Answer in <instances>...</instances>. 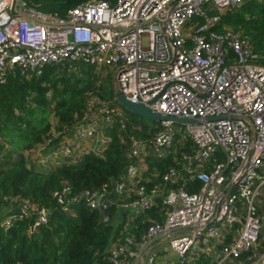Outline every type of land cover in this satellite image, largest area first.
Listing matches in <instances>:
<instances>
[{
    "label": "built area",
    "instance_id": "2783aa9c",
    "mask_svg": "<svg viewBox=\"0 0 264 264\" xmlns=\"http://www.w3.org/2000/svg\"><path fill=\"white\" fill-rule=\"evenodd\" d=\"M245 1L120 0L113 6L100 0L60 17L32 8L27 0H0V87L14 72L26 76L53 65L114 68L115 91L129 101L156 114L196 122L184 124L185 129L162 123L147 143L131 138V164L114 189L105 186L96 193L72 196L67 187L56 196L65 212L84 203L107 215L115 199L134 194L136 201L126 207L139 212L163 198L170 208L165 219L149 226L138 249L115 246L114 264L128 263L120 260L124 253L131 264H139L158 238H164L177 255L176 264H190L203 249L217 247L214 264L243 255L252 264H264V255L256 252L264 229L256 204L264 187V66L254 62L255 53L246 41L231 32L214 33L220 18L210 17L204 9L209 5L222 13L240 8ZM124 114L110 110L102 118L108 124ZM98 126L96 117L86 118L78 127L80 139L98 135ZM100 135L102 144L109 143L104 133ZM180 141L196 148L189 159L194 167L190 165L187 173L201 184L200 191H169V184L180 177L175 168L163 176L165 186L150 192L140 187L146 182L143 175L149 169L146 159L151 150L165 157ZM39 148L46 152L45 145ZM56 148L46 155L67 159L74 154L67 141ZM217 155L223 161L214 164ZM27 210L22 206L3 226L12 228L27 217ZM50 215L47 209L39 210L36 226L48 224ZM109 218L105 215L104 222ZM228 236L232 238L225 244ZM126 242L133 244L131 238Z\"/></svg>",
    "mask_w": 264,
    "mask_h": 264
},
{
    "label": "trees",
    "instance_id": "16d2710c",
    "mask_svg": "<svg viewBox=\"0 0 264 264\" xmlns=\"http://www.w3.org/2000/svg\"><path fill=\"white\" fill-rule=\"evenodd\" d=\"M92 1L100 0H27L32 8L60 17ZM103 1L114 6L120 0ZM209 13L210 17L220 18L214 33L232 32L246 41L255 53L254 62L264 66V0H246L234 11L218 13L211 9ZM92 100L98 102L93 110ZM107 109L123 111V119L115 118L106 124L102 115ZM96 111L101 116L96 117L98 128L110 139L109 143L102 144L96 135L91 138L96 147L83 151L76 160L67 158L50 168L37 164L35 151L31 150L39 151V146L45 145L48 152L60 146L76 132L79 134L78 127L90 118V112ZM147 125L146 119L126 112L115 101L113 81L107 71L99 73L90 64L53 65L26 76L12 73L6 85L0 87V264H114L112 254L118 244L128 250L138 249L149 226L163 221L170 210L163 198L158 197L151 209L139 212L126 207L136 201L134 194L115 199L108 211L109 222H104L107 214L91 210L84 203L65 212L56 196L67 187L72 196L96 193L105 186L114 189L131 164V138L147 143L161 129V124L153 130ZM173 151L159 157L151 150L146 161L150 173L158 175L157 181L141 183L140 187L146 186L150 192L156 186H165L163 176L175 168L180 177L173 186L169 184V191H200L201 184L187 173L190 165L194 167L189 159L196 154L195 146L187 142ZM214 161L216 164L223 158L217 155ZM263 189L256 204L258 215L264 219ZM22 206L28 209L27 217L6 229L5 219L18 214ZM42 209L50 211V221L38 227L37 215ZM127 238L133 244H128ZM231 238L228 236L225 244ZM256 252L264 255V229ZM120 260L132 263L128 253ZM190 264L212 263L207 254H201ZM227 264L252 263L243 255Z\"/></svg>",
    "mask_w": 264,
    "mask_h": 264
},
{
    "label": "crops",
    "instance_id": "0c3cea01",
    "mask_svg": "<svg viewBox=\"0 0 264 264\" xmlns=\"http://www.w3.org/2000/svg\"><path fill=\"white\" fill-rule=\"evenodd\" d=\"M197 23L198 22H196V24ZM95 68H97V67H95ZM103 68H100V69H103ZM97 69H99V68H97ZM113 70L115 71V73L117 72L116 69L113 68ZM115 80H116V74H115V77L113 80L114 81L113 87H114V92H117V91H115ZM179 126L180 125H178V127ZM78 136H79V134L76 132L73 137L65 139V142L67 141L74 148V154L71 157L72 160H76L75 158L78 155H80L83 151H87L90 148L96 147V142L92 143V146L89 147L86 142H84L80 139H78V140L73 139V138H77ZM48 153H54V151L50 150V151H48ZM40 155L41 154L36 155L37 158H39ZM45 156H46V153L43 154V157H45ZM48 158L49 157H46L44 159V163L46 162V160ZM65 160L66 159H64V158H60L58 160V162L55 164V166H57L59 163H62ZM41 163H42V161L40 160V164ZM55 166H53V167H55ZM146 166H148V164H146ZM143 177H144L146 182L153 183V182L157 181L158 175L155 173H150V170L148 169V171H146L144 173ZM218 249H219L218 247H217V249H213V251L210 249H203L202 254H204V255L207 254L211 259V263L214 264L215 257L217 255L216 253L218 252ZM142 257H143V259L140 261L139 264H176L177 260H178L177 255L174 254L170 250V248L168 246V242L164 238H158V239H155L154 241H152L150 246L143 252Z\"/></svg>",
    "mask_w": 264,
    "mask_h": 264
},
{
    "label": "water",
    "instance_id": "95a60500",
    "mask_svg": "<svg viewBox=\"0 0 264 264\" xmlns=\"http://www.w3.org/2000/svg\"><path fill=\"white\" fill-rule=\"evenodd\" d=\"M115 101L126 112L131 113L135 116L141 117L143 119H146L148 121L155 122L156 124H162L165 122H172L174 124H179V125L196 123L195 121H189L185 119L167 117L161 114H156L141 103H135V102L129 101L121 92H118V91L115 92ZM238 117L244 119L241 116H238Z\"/></svg>",
    "mask_w": 264,
    "mask_h": 264
},
{
    "label": "rangeland",
    "instance_id": "374dc122",
    "mask_svg": "<svg viewBox=\"0 0 264 264\" xmlns=\"http://www.w3.org/2000/svg\"><path fill=\"white\" fill-rule=\"evenodd\" d=\"M210 6L209 5H206L205 7H204V9H205V11L210 15ZM238 9V8H237ZM234 10H236V9H232V10H230V11H234ZM228 12V11H227ZM223 30H219V32H222ZM232 33V32H231ZM227 34V33H226ZM224 36V35H223ZM96 70L100 73V72H104V71H107V74H108V77H109V79L111 78L112 79V81L114 80V77H115V71L113 70V68H106V67H104L103 69H97L96 68ZM113 84H114V81H113ZM114 94H115V92H114ZM92 103H94V104H92ZM97 101L96 100H92L91 101V107H90V109L91 110H93V108L94 107H96V105H97ZM105 112H110V109H107ZM99 117V119H101V116L99 115V113H97V111L96 112H90V116L89 117ZM147 126H148V128L150 129V130H153L154 128H158V126L156 125V123L155 122H152V121H148L147 120ZM177 125H179V124H177ZM180 128H183V129H185V126H183V125H181L180 124V126H179ZM179 127H177V129H179ZM103 132H99V134L97 135V137H99L100 138V134H102ZM73 139H75V140H78V139H80V135L77 137V138H73ZM80 140H82V139H80ZM82 141H84V140H82ZM84 142H86L87 144H88V146L89 147H91L92 146V142L93 141H91V140H86V141H84ZM182 145H184V144H182V142L180 141V144L179 145H175V147L173 148V152H175L177 149H179V147L180 146H182ZM33 151H35L36 153V155H38L39 153H42V152H39L38 150H31L30 152H33ZM47 156H49V158L46 160V162L44 163V159L47 157ZM52 156L54 157V158H52ZM154 156H155V154H154ZM35 157H37V156H35ZM57 158H58V156H56ZM55 157V155L54 154H50V155H46L45 157H43V153L39 156V158H37V164L38 165H41V167H45V168H50V167H53V166H55V164L58 162V159ZM33 157H30L29 159H32ZM40 160L42 161V163L40 164ZM262 195H264V189H263V192H262Z\"/></svg>",
    "mask_w": 264,
    "mask_h": 264
}]
</instances>
